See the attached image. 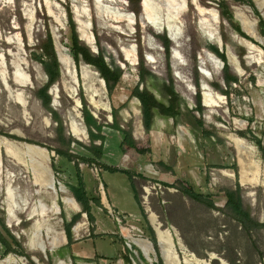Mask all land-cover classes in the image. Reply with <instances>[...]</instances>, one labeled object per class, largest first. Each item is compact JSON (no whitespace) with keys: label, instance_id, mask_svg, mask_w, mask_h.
Instances as JSON below:
<instances>
[{"label":"rangeland","instance_id":"rangeland-1","mask_svg":"<svg viewBox=\"0 0 264 264\" xmlns=\"http://www.w3.org/2000/svg\"><path fill=\"white\" fill-rule=\"evenodd\" d=\"M177 1L173 7L182 13L169 31L148 21L150 15L168 19L167 6L155 0L149 1L152 13H145L143 0H0V138L48 154V161L24 151L11 159L0 151V236L12 250L5 254L0 242V264H9V256L21 260L16 264H164L147 208L199 260L215 256L210 264H264V228L245 232L230 217L224 195L236 191L251 219L264 225V0ZM71 27L120 74L112 93L94 68L73 60ZM47 36L57 59V51L68 59V67L59 62L60 80L48 89L51 110L36 97L47 85L41 65ZM215 50L238 80L229 87ZM16 76L30 86H18ZM204 85L221 99L216 107L205 106ZM136 88L162 107L154 111L150 131L132 96ZM10 91L24 95L26 107ZM93 94L97 109L89 101ZM71 124L85 137H75ZM42 164L53 175L55 194L35 182ZM79 178L81 199L73 191ZM7 188L13 193V224L7 223ZM64 198L75 200L78 211ZM86 201L93 220L81 205ZM39 202L48 207L55 202L58 214L33 216ZM39 220L46 244L55 235L64 243L44 253L31 250L29 236ZM123 229L134 240L151 242L154 253L146 255ZM87 250L92 257L76 256Z\"/></svg>","mask_w":264,"mask_h":264},{"label":"bare ground","instance_id":"bare-ground-1","mask_svg":"<svg viewBox=\"0 0 264 264\" xmlns=\"http://www.w3.org/2000/svg\"><path fill=\"white\" fill-rule=\"evenodd\" d=\"M149 1L150 0H143V3L142 4H143V8L145 10V13H147V12L148 13L149 12L152 13L153 12L152 11L153 8H150ZM155 1H157V2L159 1L160 4L163 3L162 4L163 6L164 5L167 6L168 10H165V9L164 10L167 12L168 19L164 21V20L160 19L159 16L150 15V17L148 18L149 19L148 21L151 23V25H153L155 28H157L159 30L164 29V30H169L170 31L171 30V27H173L175 24H177V22L179 20V16L182 13L180 9H176L175 7H173V6H176L179 1H177V0H155ZM154 5H155L154 7H156V4L155 3H154ZM158 7H160V6H158ZM147 16H148V14H147ZM201 23L202 22L200 21V24ZM243 25H244V29L249 33V25L246 24L245 22L243 23ZM80 26H82V25H80ZM84 38L85 37H83V36L81 37V39L83 41H85V43H88L86 41L87 38H86V40ZM256 40L258 41V38ZM245 45L248 47L247 50L249 51L250 50L249 48H251L250 44L245 43ZM57 55H58V59H59L60 64L63 67H68V59H67V57L64 54H62L60 51H57ZM93 75L96 76V73H94ZM15 79H16L17 85L20 86V87H22V88L23 87H29L30 86V84L28 82V79L25 80V79H23L22 77H19V76H16ZM97 81L100 84V86L103 88V86H104L103 81L101 79H99ZM203 88H204L203 91H204V104H205V106L206 107H209V108L216 107L218 101L221 100V99L220 98L215 99L213 97L214 94H213V96L210 94V91L211 90H209V88L207 87V85L206 86L204 85ZM9 95H10V98H12L21 107H23V108L26 107V99L27 98H25L24 95H22L21 93L15 92V91H10ZM95 95H97V94H93L89 98V101H90L91 106H93L95 109H97L99 106L96 104V102H94V99H93L94 97H96ZM71 97L73 99L75 97L74 94H72ZM79 107L76 104L75 107L72 109V111L75 114L78 113V108ZM71 132H72V134L75 137H78V138L79 137H85L84 132L78 128V125L71 124ZM236 143L238 144V146L244 147L243 146V143L241 141H237ZM1 150H4L5 153L7 154V156L10 157L11 159H18L17 158V155L21 154V151H24L25 156L27 154L31 158H34L35 159L36 157H39V158H41L44 161H48V154H47V152L44 149H40V148H38L36 146H32V145H22L21 146V145H19L17 143L10 142V141H8L5 138H0V151ZM247 150H249V149H247ZM249 159H251V158H249ZM247 161L248 160H246V162ZM240 163H241V161H240ZM146 168L148 170H150L148 167H146ZM35 172H34L36 174L35 175L36 176V181L35 182H37L38 186L41 189H44V190H51L52 193L55 194V186H54L53 175L51 174V171L46 166H43V164H42L38 168V171H35ZM245 172H249V171L246 170ZM149 173L152 174V175H154V173H151V170H150ZM157 175H158V173H157ZM225 175H227L230 178L233 177V175H232L231 172H228ZM144 191H145V194L146 195H149L150 194V191L148 189H145ZM61 192L62 193H65V190L63 188H61ZM6 194H7V201H6L7 210L6 211H7V214H8V216H7V223L8 224H13L16 221L15 220L16 217H15V213H14V207H13V205H14V202H13V193L11 192L10 189L7 188ZM74 201L75 200L70 199V198H64L63 199V203L65 205H67L72 210L78 211V207H77V205H76V203ZM57 205L55 204V202H52V205L50 207H48L45 204H42V202H39L32 209V214H33V216H35V217L38 216L40 218H44L48 214L53 213V212H54V214H58L60 207L58 208ZM146 211L149 214L150 224L152 225V227H153V229L155 231V234H156V237H157V240H158V248L160 250L161 259L163 260V263L164 264H210L209 262H211L212 260L215 259V256H212L210 258V261L209 262H204L202 260L197 259L193 254L190 253V251H188L186 249V247L183 245L182 241L178 237V234H177V232L175 230H172V229L170 230V229H167V228L164 229L163 226H162V224L157 219L156 215L153 214L148 208L146 209ZM41 223L42 222L40 220H39V222H36L35 223V227H34L33 231L31 232V234L29 236V244H28V246H29V248L31 250L39 251L41 253H44L46 251V249H47V246L49 248H55V247H58L60 244L62 245L64 243V238L63 237L58 238V236L55 235V236H53L52 240L48 244H46V242L43 241V239L41 238V232H42V230H44L42 228V224ZM79 228H80V225L76 226L75 227V232L78 231ZM47 232L49 233V230H47ZM123 232L126 234V230L123 229ZM126 237L131 240V243H133L134 245H136L139 248H141L145 252L146 255L147 254H153L154 253L155 250H153V247H152L151 242L146 241V240H141V239L134 240L133 238H131L129 236V233L126 234ZM147 259L149 261H152L150 259V257H148ZM7 262L9 264H16V263H20L21 260L20 259L17 260L15 258H13L12 256H9L7 258Z\"/></svg>","mask_w":264,"mask_h":264},{"label":"trees","instance_id":"trees-1","mask_svg":"<svg viewBox=\"0 0 264 264\" xmlns=\"http://www.w3.org/2000/svg\"><path fill=\"white\" fill-rule=\"evenodd\" d=\"M230 20L232 17H229ZM47 48H43L46 59L41 61V65L43 66V70L45 76L47 78V85L40 89L36 93V97L39 101H41L42 105L45 109L51 110V98L48 95V89L51 86L56 85L60 80V64L57 60V57L54 53L52 42L50 37L47 36ZM70 53L72 54L73 60L76 64L83 63L89 67L95 69V71L100 75V78L104 81L106 85V89L109 93L114 91V87L120 82V74L116 70H112L105 63L101 54L95 55L91 53V51L84 46L78 38V35L73 27H71V35H70ZM214 53L223 61L224 69H223V81L227 87L230 86V83H236L238 80L235 76L228 75V66L224 59V56L218 54L215 50ZM132 96L140 102V111L142 115V126L146 131H150L152 128L154 111L162 110V107L156 103V101L152 98V96L147 91H141L138 88L134 89L132 92ZM264 154V151H262ZM59 156L64 158H71L67 153L57 152ZM98 158H101L98 155ZM90 162L88 160H84ZM105 171H109L112 173L120 172L126 175H131L126 171H120L117 168L107 167L103 168ZM168 170V169H167ZM75 195L79 196V198H83L84 196V186L81 178H79V189H73ZM186 195L191 197L194 200L201 199L200 196L195 193L185 191ZM224 195L226 197V207L229 211V215L232 219H234L245 232L249 233L254 229L264 228V225L255 223L248 211H246L242 205L241 199L236 191L234 190H225ZM81 203V202H80ZM98 204V203H97ZM205 204L209 208H213L212 203L205 201ZM84 212L88 216L89 219L93 220L90 215V209L88 207L87 201L81 204ZM68 237L69 235V231ZM0 242L6 246L5 254L11 252L10 245L0 236Z\"/></svg>","mask_w":264,"mask_h":264},{"label":"crops","instance_id":"crops-1","mask_svg":"<svg viewBox=\"0 0 264 264\" xmlns=\"http://www.w3.org/2000/svg\"><path fill=\"white\" fill-rule=\"evenodd\" d=\"M149 169L150 168H152L151 166H147ZM118 169V168H117ZM146 170H147V173L148 174H150L149 172H150V170H148L147 168H146ZM154 172V171H153ZM170 179L172 178V177H169ZM172 180H173V178H172ZM172 180H169V181H172ZM79 253H77L76 254V256H79V257H81V256H83V257H92V255L94 254L92 251H90V250H87V251H85L84 253H80V255H78Z\"/></svg>","mask_w":264,"mask_h":264},{"label":"water","instance_id":"water-1","mask_svg":"<svg viewBox=\"0 0 264 264\" xmlns=\"http://www.w3.org/2000/svg\"><path fill=\"white\" fill-rule=\"evenodd\" d=\"M58 60V62H59V59H57ZM47 152V151H46Z\"/></svg>","mask_w":264,"mask_h":264}]
</instances>
